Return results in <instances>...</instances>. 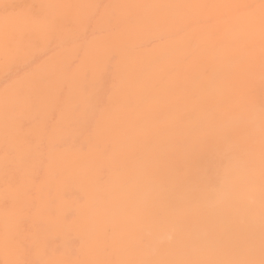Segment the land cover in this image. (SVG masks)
I'll list each match as a JSON object with an SVG mask.
<instances>
[{
  "label": "bare ground",
  "instance_id": "1",
  "mask_svg": "<svg viewBox=\"0 0 264 264\" xmlns=\"http://www.w3.org/2000/svg\"><path fill=\"white\" fill-rule=\"evenodd\" d=\"M0 264H264V0H0Z\"/></svg>",
  "mask_w": 264,
  "mask_h": 264
}]
</instances>
